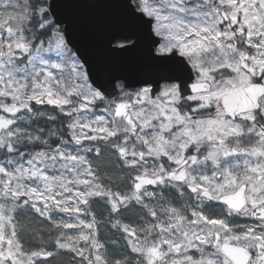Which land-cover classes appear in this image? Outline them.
I'll return each instance as SVG.
<instances>
[{
    "label": "snow or ice",
    "instance_id": "obj_1",
    "mask_svg": "<svg viewBox=\"0 0 264 264\" xmlns=\"http://www.w3.org/2000/svg\"><path fill=\"white\" fill-rule=\"evenodd\" d=\"M0 0V264H264V0Z\"/></svg>",
    "mask_w": 264,
    "mask_h": 264
},
{
    "label": "water",
    "instance_id": "obj_2",
    "mask_svg": "<svg viewBox=\"0 0 264 264\" xmlns=\"http://www.w3.org/2000/svg\"><path fill=\"white\" fill-rule=\"evenodd\" d=\"M116 11L111 0H97L96 3L85 5L82 8L74 10V14H79L88 18H102Z\"/></svg>",
    "mask_w": 264,
    "mask_h": 264
}]
</instances>
